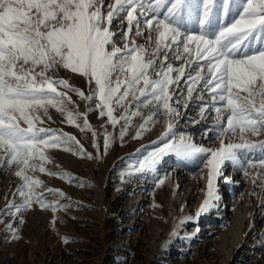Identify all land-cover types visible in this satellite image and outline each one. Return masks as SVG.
Returning <instances> with one entry per match:
<instances>
[{
    "label": "snow or ice",
    "instance_id": "snow-or-ice-1",
    "mask_svg": "<svg viewBox=\"0 0 264 264\" xmlns=\"http://www.w3.org/2000/svg\"><path fill=\"white\" fill-rule=\"evenodd\" d=\"M217 4L224 12L236 6L238 18L209 38L203 26ZM193 13L200 34L186 27ZM114 20L127 21L118 36L111 30ZM133 27L136 35L146 32L144 43L129 39L118 46L116 39L128 38ZM258 37L261 43L253 47ZM169 53L188 71L174 67ZM57 66L86 77L92 92L86 95L67 80L50 76ZM182 79L187 86L180 91ZM201 82V91L207 90L219 104L215 112L220 147L200 146L190 136L177 135L169 121L161 137L163 146L134 167L151 171L170 152L182 159L203 154V166L210 169L209 200L202 209L206 211L218 198L214 182L226 162L238 166L245 176L250 168L264 170V139H251L264 136V0H0V166L16 167L14 174L22 180L17 195L23 198L8 210L21 213L34 203L53 211L62 207L46 202L45 193L37 191L43 182L29 173L47 172V149L71 150L67 146L75 145L80 155L86 154L75 137L39 126L52 107L66 114L69 124L91 130L86 115L80 125V114L66 107L69 92L90 103L95 99L100 115L113 126L124 120L122 140L130 117L141 114L140 107L151 104L154 111L137 138L156 122L157 114H177L173 103L191 97ZM130 94L137 101L136 111L125 108ZM119 108L125 110L117 117L114 112ZM111 141L106 134V145ZM225 182L231 183L226 177Z\"/></svg>",
    "mask_w": 264,
    "mask_h": 264
},
{
    "label": "rangeland",
    "instance_id": "rangeland-1",
    "mask_svg": "<svg viewBox=\"0 0 264 264\" xmlns=\"http://www.w3.org/2000/svg\"><path fill=\"white\" fill-rule=\"evenodd\" d=\"M236 12V6L224 12L217 4L203 26L209 38L238 18ZM186 27L200 34L195 13ZM126 28V20H114L111 30L118 36ZM145 35H136L133 27L128 38H118L116 43L123 47L131 39L141 44ZM260 43L258 37L252 46ZM173 66L188 71L180 62ZM48 74L67 80L86 95L93 90L86 77L62 67ZM186 86L182 79L178 90ZM201 88L202 82L191 97H182L179 105L173 103L177 114H157L156 122L140 138L141 125L154 111L151 104L130 117L122 140L125 121L113 126L107 116L100 115L95 99L90 103L74 92L68 93L71 100L66 107L80 114V125L86 115L91 130L69 124L66 114L56 108L49 107L47 116L41 114L44 122L39 126L75 137L86 154L80 155L75 145L67 146L71 150L47 149V172L29 173L43 182L37 191L45 193L46 202L62 205L57 211L42 209L38 203L21 213L9 211L10 205L23 202L17 195L22 180L15 176V166H0V264H264V170L250 168L245 176L238 166L226 162L214 182L218 198L210 201L206 211L202 209L209 200L210 169L203 166V154L182 159L170 152L155 169L135 170L142 157L163 146L161 137L169 121L177 135L190 136L200 146L220 147L215 112L219 104ZM136 104L130 94L125 108L136 111ZM125 108L114 115L120 117ZM106 134L112 136L107 145Z\"/></svg>",
    "mask_w": 264,
    "mask_h": 264
},
{
    "label": "bare ground",
    "instance_id": "bare-ground-1",
    "mask_svg": "<svg viewBox=\"0 0 264 264\" xmlns=\"http://www.w3.org/2000/svg\"><path fill=\"white\" fill-rule=\"evenodd\" d=\"M169 62H171L172 64H173V63L176 64V63H178L179 61L175 60V59L171 56V57H169Z\"/></svg>",
    "mask_w": 264,
    "mask_h": 264
}]
</instances>
